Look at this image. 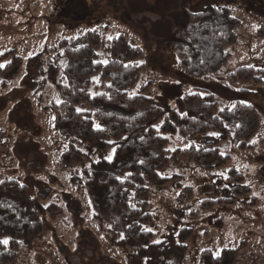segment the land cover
Listing matches in <instances>:
<instances>
[{
    "label": "rangeland",
    "instance_id": "1",
    "mask_svg": "<svg viewBox=\"0 0 264 264\" xmlns=\"http://www.w3.org/2000/svg\"><path fill=\"white\" fill-rule=\"evenodd\" d=\"M211 1L0 0V68L11 60L5 55L9 50L25 60L38 53L46 58L49 49L63 38L98 30L107 44L127 34L144 51L141 63L148 64L141 84L151 82L150 96L168 113L181 112L183 96L199 88L214 95L221 109L237 102L254 105L264 123V87L240 94L227 86L226 79L241 66H264V0H233L236 2L229 5L241 22L239 42L228 50L231 58L218 76H184L169 44H160L175 40L182 26L180 18L199 12ZM96 52L101 63L111 58L103 44ZM37 77L35 69L24 65L7 88H0V176L20 180L35 198H42V216L50 227L34 244L25 246L17 264H138L128 250L111 242L108 228L96 224L87 193L71 183V178L81 176L93 162L109 156L113 159L114 148L103 153L62 137L51 111L52 104L61 102L62 97L48 82L41 105L36 104L33 90ZM164 135L171 160L161 175L172 180L152 189L148 211L154 219L147 228L155 232L154 241H167L171 233L190 227L193 235L185 264H201L204 250L217 256L223 249L238 250L234 264H264V142L258 139L259 135L264 138V126L252 140L255 150H239L231 140L221 143V152L231 159L212 172L185 158H173L177 149L198 145L201 137L185 139L177 132ZM70 146L82 151L85 161L64 169L60 158ZM232 168L245 174L250 195L234 206H215L201 212L196 221L190 219L189 213L214 197L218 181L225 183ZM51 213L57 215L53 218Z\"/></svg>",
    "mask_w": 264,
    "mask_h": 264
},
{
    "label": "trees",
    "instance_id": "2",
    "mask_svg": "<svg viewBox=\"0 0 264 264\" xmlns=\"http://www.w3.org/2000/svg\"><path fill=\"white\" fill-rule=\"evenodd\" d=\"M235 2L214 0L199 12H189L180 18L182 26L175 40L160 43L169 44L184 76H218L228 63V50L239 42L241 22L229 6ZM101 44L111 55L107 63L97 60L96 48ZM5 55L11 60L0 68V88H7L24 65L35 69V103L41 105L48 82L62 97L51 106L58 133L103 153L114 148L113 159L97 160L81 176L71 178L77 190L87 193L94 221L100 228L109 229L111 242L128 250L138 264H185L192 228H180L160 242L154 241L155 232L147 228L154 219L148 211L153 187H164L172 180L161 175L171 160L164 134L177 132L190 140L201 137L198 145L177 149L173 158H185L212 172L231 159L221 152V143L231 140L239 150L256 149L252 140L264 126L257 108L237 102L221 109L214 95L197 88L183 96L181 112L168 113L150 96L151 82L141 84L148 64L141 63L144 51L127 34L104 44L99 31L91 30L61 39L46 58L38 53L25 60L14 50ZM226 79L228 87L249 94L256 87H264V66H241ZM258 139L264 142L261 135ZM84 161L85 154L70 146L61 155L60 165L69 169ZM250 192L245 174L232 168L225 183L218 181L214 197L200 202L188 216L196 221L201 212L215 206H234ZM41 199L20 180L0 176V264H17L25 246L50 230L42 216ZM55 215L51 213L53 218ZM237 252L223 249L216 256L204 250L201 264H234Z\"/></svg>",
    "mask_w": 264,
    "mask_h": 264
},
{
    "label": "snow or ice",
    "instance_id": "3",
    "mask_svg": "<svg viewBox=\"0 0 264 264\" xmlns=\"http://www.w3.org/2000/svg\"><path fill=\"white\" fill-rule=\"evenodd\" d=\"M78 111H81V110H80V109H78ZM97 127H99V126H97ZM108 159H109V160H111V156H109V157H108ZM3 243H4V244H7V243H8V241H7V240H5V241H3Z\"/></svg>",
    "mask_w": 264,
    "mask_h": 264
}]
</instances>
